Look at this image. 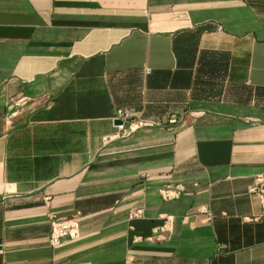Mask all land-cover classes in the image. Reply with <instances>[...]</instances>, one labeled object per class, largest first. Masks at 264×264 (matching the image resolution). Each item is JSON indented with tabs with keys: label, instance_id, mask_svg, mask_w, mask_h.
Instances as JSON below:
<instances>
[{
	"label": "crops",
	"instance_id": "obj_1",
	"mask_svg": "<svg viewBox=\"0 0 264 264\" xmlns=\"http://www.w3.org/2000/svg\"><path fill=\"white\" fill-rule=\"evenodd\" d=\"M263 169L264 0H0V264H264Z\"/></svg>",
	"mask_w": 264,
	"mask_h": 264
},
{
	"label": "built area",
	"instance_id": "obj_2",
	"mask_svg": "<svg viewBox=\"0 0 264 264\" xmlns=\"http://www.w3.org/2000/svg\"><path fill=\"white\" fill-rule=\"evenodd\" d=\"M135 111L136 110L134 108H120L116 111L115 119L119 120V122L116 124L117 132L113 134L114 137L120 136V134L124 131L131 132L140 127L152 126L155 124L153 121L134 116ZM194 185H196V183H194ZM183 192H185V188L180 183H167L164 184L160 189L161 197L165 200L176 198ZM249 192L257 195L260 198L263 209L259 214H256L252 217H245V219L254 221L261 220L264 218V169L254 175L253 182L249 186ZM202 211L205 214L206 219H210V213L208 209L203 208ZM140 212L141 210L137 207L130 208L128 214L129 219L139 217L141 214ZM49 219L50 232L48 235V243L50 246L57 247L61 245L63 239L76 240L80 237L79 215L61 218L50 216ZM171 219V216H165V225L162 227V230L170 223ZM163 237V233L158 231L151 236V238L156 240H161Z\"/></svg>",
	"mask_w": 264,
	"mask_h": 264
},
{
	"label": "water",
	"instance_id": "obj_3",
	"mask_svg": "<svg viewBox=\"0 0 264 264\" xmlns=\"http://www.w3.org/2000/svg\"><path fill=\"white\" fill-rule=\"evenodd\" d=\"M119 122V120H116V123H118Z\"/></svg>",
	"mask_w": 264,
	"mask_h": 264
}]
</instances>
